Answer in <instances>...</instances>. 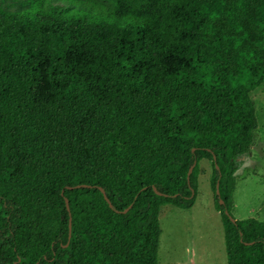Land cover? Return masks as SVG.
Masks as SVG:
<instances>
[{
    "label": "trees",
    "instance_id": "1",
    "mask_svg": "<svg viewBox=\"0 0 264 264\" xmlns=\"http://www.w3.org/2000/svg\"><path fill=\"white\" fill-rule=\"evenodd\" d=\"M14 3L0 8V264H157L159 210L193 205L201 160L226 264H264V221L231 215L264 0Z\"/></svg>",
    "mask_w": 264,
    "mask_h": 264
},
{
    "label": "rangeland",
    "instance_id": "2",
    "mask_svg": "<svg viewBox=\"0 0 264 264\" xmlns=\"http://www.w3.org/2000/svg\"><path fill=\"white\" fill-rule=\"evenodd\" d=\"M15 0H0V8L18 9ZM256 129L249 151L236 161L231 215L234 220L264 221V84L250 93ZM197 190L188 209L162 206L158 213L157 264H226L220 217L212 204L211 164L198 163Z\"/></svg>",
    "mask_w": 264,
    "mask_h": 264
},
{
    "label": "water",
    "instance_id": "3",
    "mask_svg": "<svg viewBox=\"0 0 264 264\" xmlns=\"http://www.w3.org/2000/svg\"><path fill=\"white\" fill-rule=\"evenodd\" d=\"M65 206H66V209H67L68 207H67V202H66V200H65ZM69 231H70V226H69V224H68V233H69Z\"/></svg>",
    "mask_w": 264,
    "mask_h": 264
}]
</instances>
